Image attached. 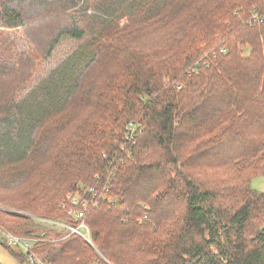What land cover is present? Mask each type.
I'll list each match as a JSON object with an SVG mask.
<instances>
[{
    "label": "trees",
    "instance_id": "obj_1",
    "mask_svg": "<svg viewBox=\"0 0 264 264\" xmlns=\"http://www.w3.org/2000/svg\"><path fill=\"white\" fill-rule=\"evenodd\" d=\"M0 41L2 230L63 239L93 188L37 258L264 264V0H0Z\"/></svg>",
    "mask_w": 264,
    "mask_h": 264
},
{
    "label": "built area",
    "instance_id": "obj_2",
    "mask_svg": "<svg viewBox=\"0 0 264 264\" xmlns=\"http://www.w3.org/2000/svg\"><path fill=\"white\" fill-rule=\"evenodd\" d=\"M252 21H257L258 23H262L258 17L253 16ZM224 52V49H221L220 53ZM139 129L137 126H133L129 124L126 127V134H125V141L130 142L136 137ZM124 149V146L122 147ZM101 196L97 195V191L93 188H89L88 190H84L83 192H76V193H69L65 196L63 202H61V207L65 210L66 214L76 219L78 225L76 226H63L60 224H54L55 226L62 228L66 233L67 236L63 239L71 235H77L82 237L86 242H90V232L88 231L87 226L83 220L85 212L89 209L95 208L98 205V200ZM44 233H41L38 237H17L9 232H6L0 229V243L9 248H17L20 249L22 254H25V263L24 264H49L47 261H43L33 253L34 246L38 244L44 245H55L60 240L57 239H44Z\"/></svg>",
    "mask_w": 264,
    "mask_h": 264
},
{
    "label": "rangeland",
    "instance_id": "obj_3",
    "mask_svg": "<svg viewBox=\"0 0 264 264\" xmlns=\"http://www.w3.org/2000/svg\"><path fill=\"white\" fill-rule=\"evenodd\" d=\"M15 49L12 45L6 43L5 41H0V55H3L6 60L14 61L15 59ZM32 85L27 87V90ZM252 189L259 193H264V177L255 178L252 180ZM1 229V228H0ZM11 234V233H10ZM16 253H22L20 249L10 247ZM0 264H21L20 261L13 256L8 250L2 246L0 243Z\"/></svg>",
    "mask_w": 264,
    "mask_h": 264
}]
</instances>
